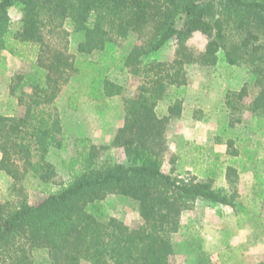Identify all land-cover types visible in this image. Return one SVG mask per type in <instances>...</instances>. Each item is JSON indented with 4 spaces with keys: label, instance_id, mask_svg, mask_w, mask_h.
<instances>
[{
    "label": "trees",
    "instance_id": "trees-1",
    "mask_svg": "<svg viewBox=\"0 0 264 264\" xmlns=\"http://www.w3.org/2000/svg\"><path fill=\"white\" fill-rule=\"evenodd\" d=\"M16 4L22 16L14 27L10 10ZM196 32L207 38L200 52L189 46ZM73 33L83 34L77 50L86 55L136 37L124 58L128 73L138 78L136 92L126 96L101 61L78 63L70 51ZM171 40L174 57L160 59L158 52ZM0 50L30 62L10 85L22 113H0V170L13 179L9 199L0 203V264H189L171 259L172 235L185 211L198 201L229 206L236 214L245 211L237 201L232 167L226 192L211 179L165 172L161 163L169 124L184 111L188 64L208 67L223 60L246 68L259 93L250 103L247 85L227 93L230 126L242 121L245 110L264 122V0H0ZM77 75L69 108L77 109L84 97H121L124 124L111 146L123 147L125 158L105 159L110 146L79 137L77 156L67 162L70 180L63 182L49 153L63 143L56 101ZM162 101L169 102L164 115L157 111ZM32 183L46 193L36 203L28 197L26 184ZM111 194L139 201L140 225L131 227L105 212ZM220 262L264 264L247 261L234 245L220 254ZM192 264L213 261L201 251Z\"/></svg>",
    "mask_w": 264,
    "mask_h": 264
},
{
    "label": "rangeland",
    "instance_id": "rangeland-1",
    "mask_svg": "<svg viewBox=\"0 0 264 264\" xmlns=\"http://www.w3.org/2000/svg\"><path fill=\"white\" fill-rule=\"evenodd\" d=\"M10 16L13 26H18L22 16L21 4L11 8ZM82 39V33L71 35L70 51L77 55L78 63L83 60L101 61L108 76L123 85L126 96H132L139 81L126 70L124 58L138 43L136 37L117 39L109 43L105 51L87 55L77 50ZM206 43V36L200 32L189 40V46L199 52L205 49ZM175 49V41L171 40L158 52V56L170 60L175 55ZM29 65V59H20L0 50V113H22L23 106L10 94V85L12 78L28 70ZM187 72L189 84L184 91V111L181 117L169 124L166 132L168 151L161 167L165 172L176 175L211 179L215 187L226 192L231 188L226 173L232 167L238 188L237 201L245 211L236 214L229 206L198 201L195 208L182 214L181 228L172 235V262L192 264L199 253L205 251L211 255L213 264H221L220 254L229 245L240 246L241 254L247 261L259 262L264 260V122L245 110L242 121L230 126L232 113L225 104L227 93L240 90L244 85L248 88L245 101L250 103L258 95L259 87L250 83L246 68L227 65L223 60L208 67L191 63L187 65ZM77 83L78 75L63 89L59 99H65ZM62 102L65 101H60L59 105ZM83 103L81 109L67 110L61 116L62 124L65 123L63 143L49 153L58 179L63 182L70 180L67 162L77 156L75 142L79 137H89L97 146H110L102 154L105 159L120 162L125 158L123 147L111 146L117 130L124 124L121 97L104 101L84 97ZM168 104V101H162L158 105L160 115L166 113ZM229 140L232 143L230 147ZM233 151L237 153L231 154ZM12 185L13 179L0 170V203L9 199ZM33 185L26 184L30 203L46 196ZM139 206L138 200L118 194H111L103 203L108 215L131 227L141 224Z\"/></svg>",
    "mask_w": 264,
    "mask_h": 264
},
{
    "label": "crops",
    "instance_id": "crops-1",
    "mask_svg": "<svg viewBox=\"0 0 264 264\" xmlns=\"http://www.w3.org/2000/svg\"><path fill=\"white\" fill-rule=\"evenodd\" d=\"M63 92H64V90H63ZM72 93V91L70 92V93H68L67 94V96L65 97V99H59V97H58V99H57V101H56V104H57V106L59 107V109H60V112H61V116H63L64 114H65V112H68L69 110H71V108H69V106H68V99H69V96H70V94ZM60 96V95H59ZM83 99V100H82ZM80 101L81 102H79V104H78V106H77V109H72V110H78V109H81L82 108V105L84 104L83 103V101H84V98H82ZM86 99V98H85ZM108 99V98H107ZM60 101H65V102H62L60 105H59V103H60ZM68 110V111H67ZM65 123H63V128H65ZM66 130V129H65Z\"/></svg>",
    "mask_w": 264,
    "mask_h": 264
}]
</instances>
